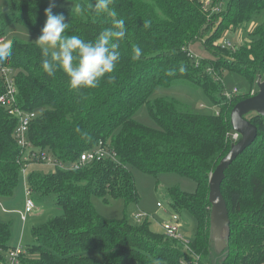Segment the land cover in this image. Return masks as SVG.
Here are the masks:
<instances>
[{
  "label": "trees",
  "instance_id": "16d2710c",
  "mask_svg": "<svg viewBox=\"0 0 264 264\" xmlns=\"http://www.w3.org/2000/svg\"><path fill=\"white\" fill-rule=\"evenodd\" d=\"M57 1L9 0L8 9L0 10V35L13 23L40 33L45 8ZM77 1L80 13L72 7L52 9L65 16L67 35L94 41L102 30H119L124 22L120 60L98 87L72 89L59 68L49 76L37 44L16 37L10 39L13 55L0 61V66L14 70L18 104L36 112L29 127L32 149L25 155L14 138L16 119L0 107V197L12 194L22 162L39 161L32 155L36 152L69 163L85 150L102 146L106 151L78 169L56 167L27 176V189L54 193L62 213L32 228L33 242L19 256V264H262L263 116H246L257 126V136L225 170L221 191L230 238L223 253L215 251L210 236L208 181L232 143L230 111L251 93L228 97L218 74L227 68L264 79V19L239 47L229 50L220 44L218 51L215 44L224 29L241 27L264 12V0H230L226 10H219L220 3L215 11H205L196 0H111L100 12L94 6L98 0ZM198 42L216 60L194 55L191 46ZM136 47L141 49L139 59L133 58ZM181 81L202 87L218 111L200 114L170 97L150 99L157 86ZM3 91L0 76V94ZM143 104L156 126L134 118ZM132 168L151 174L176 172L196 181L193 193L175 187L168 191L173 209L187 208L197 219L192 242L152 233L147 220L136 226L96 211L92 196L105 202L118 197L126 203L138 201ZM9 234L8 223L0 221V249L9 247ZM34 252L36 259L29 257ZM4 260L0 254V264Z\"/></svg>",
  "mask_w": 264,
  "mask_h": 264
},
{
  "label": "rangeland",
  "instance_id": "374dc122",
  "mask_svg": "<svg viewBox=\"0 0 264 264\" xmlns=\"http://www.w3.org/2000/svg\"><path fill=\"white\" fill-rule=\"evenodd\" d=\"M196 1L200 2L202 7L206 2V0ZM213 1L210 0L209 4L203 9L208 11ZM229 1L217 0V4L221 3L219 10H226ZM8 4L9 0H0V10L6 11ZM77 6V0H59L55 4L56 8L72 7L75 9ZM211 18L209 17V19ZM263 19L264 12L262 11L241 27L224 29L221 36L217 39L215 47L220 51L219 45L222 44L225 46V43L229 42L230 46L227 48L231 50L248 42ZM211 21H215V19ZM5 31L4 36L6 40L16 37L26 42L36 43L35 40L40 35V33L30 31L18 23L11 24ZM201 45L199 42L195 43V45L191 46V51L205 58L216 60L215 56L202 50L200 48ZM228 58H230L229 55ZM218 75L228 97L243 95L248 92H257V78H250L241 71L225 68ZM234 88L237 89V93L235 94L233 93ZM252 94L254 93H250V95ZM159 97L176 99L190 106L195 112L200 114H214L218 111L217 105L208 97L202 87L184 81L171 85L157 86L151 93L150 99L153 100ZM134 118L145 125L156 126V123L148 113L146 104L141 105L137 109ZM48 158L40 162H27L24 168H20L18 183L12 194L0 197V221L8 223L9 225L10 234L7 242L9 247L21 245L25 249L33 242V227L43 225L54 215L62 213V208L55 201L54 193L42 194L33 190L30 191L29 197L35 206L30 212L26 213L24 219L21 217V214L25 211L26 190L28 187L27 176L31 173L46 174L58 167L56 163L52 162L54 161L53 157H51L52 161ZM131 171L139 194L138 201L126 203L123 198L118 197L105 202L98 196H92L91 201L96 211L106 218H125L128 222L136 226L142 225L147 220L149 230L158 235L164 234L161 222L168 219L171 214L177 213L180 220L179 234L182 237L183 243L187 244L188 242H192L198 228L197 219L187 208L173 209L169 203L168 191L170 188L175 187L185 193H193L196 190V181L191 177L176 172L151 174L137 168H132ZM158 203H160V206L157 205ZM135 213H144L148 216V219L138 220L135 217ZM7 249H0L1 256L7 254ZM29 257L36 259L38 258V253H31ZM2 264H7V261L4 260ZM262 264H264V260Z\"/></svg>",
  "mask_w": 264,
  "mask_h": 264
},
{
  "label": "clouds",
  "instance_id": "9594fccd",
  "mask_svg": "<svg viewBox=\"0 0 264 264\" xmlns=\"http://www.w3.org/2000/svg\"><path fill=\"white\" fill-rule=\"evenodd\" d=\"M111 0H98L95 8L98 12L108 9ZM54 3L45 8V23L36 38L37 46L43 57V70L52 76L59 68L68 77L72 89L96 88L107 73H112L120 60L118 41L125 36L124 22L119 30L106 28L94 41H85L76 35H67L68 23L63 14H54ZM81 12L80 6L75 8ZM115 14V13H113ZM13 55V41L0 40V61ZM141 49L134 48V59H139Z\"/></svg>",
  "mask_w": 264,
  "mask_h": 264
},
{
  "label": "built area",
  "instance_id": "2783aa9c",
  "mask_svg": "<svg viewBox=\"0 0 264 264\" xmlns=\"http://www.w3.org/2000/svg\"><path fill=\"white\" fill-rule=\"evenodd\" d=\"M210 0H206L203 8L209 4ZM220 7V4H214L211 6V10L215 11ZM0 40H5L4 35H0ZM230 46L229 42L225 43ZM196 55L194 52H192ZM14 70L9 66H0V76L4 82V91L0 94V107L4 108L9 116H12L16 119V127L14 130V138L16 140L17 145L21 149V151L26 155L31 149L32 144L29 140V127L36 117V112L31 110L23 109L17 101V89L14 83ZM237 92V89L234 88L233 93ZM254 93V92H251ZM240 135L237 132L231 133V141L235 142L238 140ZM106 151L102 146L95 147L90 150H85L80 153L79 157L71 161L69 163H64L58 159L54 161L51 160V155L46 153H34L39 161H42L49 157L48 159L54 163L59 168L62 169H78L81 168L86 162H91L94 160H99L103 156H105ZM28 162V161H27ZM27 162H22L20 168H24ZM24 171V169H23ZM30 191L26 190V201H25V211L21 214L22 219L25 218L26 213L30 212L32 208L35 206L32 199L29 197ZM160 206V203L157 204ZM135 217L138 220L148 218V216L144 213H135ZM163 227L164 236L167 238L177 239L182 241V237L179 234L180 220L179 215L177 213H173L166 220L161 222ZM183 242V241H182ZM25 250L21 247V245H17L11 247L7 250V254L5 255V260L7 264H19V256L24 253Z\"/></svg>",
  "mask_w": 264,
  "mask_h": 264
},
{
  "label": "water",
  "instance_id": "95a60500",
  "mask_svg": "<svg viewBox=\"0 0 264 264\" xmlns=\"http://www.w3.org/2000/svg\"><path fill=\"white\" fill-rule=\"evenodd\" d=\"M257 92L236 102L230 111V124L240 137L230 144L208 181V201L210 203L209 228L214 249L217 253L227 252L230 238V219L227 202L221 191L225 170L255 140L258 129L246 116L250 113L264 117V79L257 78Z\"/></svg>",
  "mask_w": 264,
  "mask_h": 264
}]
</instances>
